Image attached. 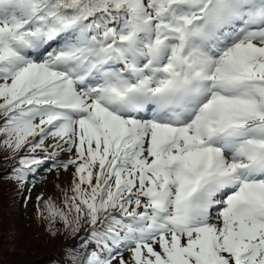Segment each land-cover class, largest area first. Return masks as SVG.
Listing matches in <instances>:
<instances>
[{
    "label": "snow or ice",
    "instance_id": "6c2138e0",
    "mask_svg": "<svg viewBox=\"0 0 264 264\" xmlns=\"http://www.w3.org/2000/svg\"><path fill=\"white\" fill-rule=\"evenodd\" d=\"M0 151L58 264H264V0H0Z\"/></svg>",
    "mask_w": 264,
    "mask_h": 264
},
{
    "label": "rangeland",
    "instance_id": "374dc122",
    "mask_svg": "<svg viewBox=\"0 0 264 264\" xmlns=\"http://www.w3.org/2000/svg\"><path fill=\"white\" fill-rule=\"evenodd\" d=\"M7 155L0 152V264H57L61 260L52 261L49 251L57 247L60 250L57 255L62 259L66 246L74 244L76 238H66L67 244L59 245L65 234L49 235L45 229L47 222L39 219L36 209L33 210L31 197L43 192L45 198L52 196L60 203L62 193L56 186L65 187L66 179L70 184L71 170L67 174L42 172L38 175L47 178L37 180L35 187L31 183L18 186L6 178L12 167V162L6 161ZM28 188L31 191H26Z\"/></svg>",
    "mask_w": 264,
    "mask_h": 264
},
{
    "label": "trees",
    "instance_id": "16d2710c",
    "mask_svg": "<svg viewBox=\"0 0 264 264\" xmlns=\"http://www.w3.org/2000/svg\"><path fill=\"white\" fill-rule=\"evenodd\" d=\"M0 152H4V151H0ZM6 154H8L7 152H5ZM8 166H10V164H8L7 165V167ZM60 197H62V196H60ZM31 203H32V206H33V210H35L36 209V195L34 194L32 197H31ZM57 204H60V203H57ZM36 211H37V209H36ZM60 225L58 224L57 225V227H59ZM45 229H47V226H45ZM48 230V229H47ZM59 237H62V234H60V235H58ZM63 244H67V240H66V234H65V237L63 238V240H62V243H60L59 245H63ZM58 245V246H59ZM60 250L57 248V247H55L54 246V248L52 249V250H50L49 252H51L50 254H49V256L51 255H53V257L51 258V260L52 261H55V262H57L58 260H63V259H65V257H64V255H63V253L61 254V255H63V257H62V259L57 255V253L59 252ZM46 254V253H45ZM47 254H48V252H47ZM47 256V255H46ZM46 260V259H45ZM58 264V263H57Z\"/></svg>",
    "mask_w": 264,
    "mask_h": 264
}]
</instances>
